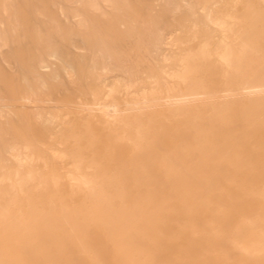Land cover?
<instances>
[{
    "label": "rangeland",
    "instance_id": "1",
    "mask_svg": "<svg viewBox=\"0 0 264 264\" xmlns=\"http://www.w3.org/2000/svg\"><path fill=\"white\" fill-rule=\"evenodd\" d=\"M147 1L129 2L143 15L142 20L149 19L148 14L159 15L163 32L170 42L178 43L168 48L183 60L145 65L143 73L150 79L139 84L150 89V82L158 80L174 86L176 80L168 74L199 67L203 71L200 77L207 80L211 91L207 101H221L226 89L224 76H233L216 55L225 35L218 32L212 37L206 61L198 58V50L208 29H216L213 21L247 19L248 4L259 9L258 0H183L186 8L174 13L164 12L165 0ZM79 6L76 0H13L8 13L21 18V27H11L5 20L1 28L11 38L18 34L19 43L13 47L11 39L6 47L0 42L1 87L9 104L6 118L0 120V206L6 208L3 213L10 220L0 227V235L5 236L0 240V264H264V108L251 114L249 100L234 97L217 113L210 107L200 108L203 112L198 119V103H192L194 115L189 112L168 120L158 116L148 124L146 141L136 143L133 134L121 140V134L106 129L109 120L101 116L96 102L117 101L123 109L132 99L131 90L120 82L114 84V98L108 97V86L114 80L99 81L88 59L80 57L82 49L73 56L72 73L78 80L71 83L62 71V88L48 93L49 109L57 116L53 127L38 125L34 105L13 96L15 83L22 76L32 77L29 66L38 61L33 35L39 32L46 40L56 25L66 31L77 29L73 15L84 13ZM106 11L112 14L110 8ZM2 12L0 0L3 19ZM43 19L49 28L42 24ZM55 41L62 48L61 41ZM75 45L83 47L79 40ZM194 98L198 96L189 99ZM198 131L216 146L217 153L231 151V162L203 166V155L219 156L211 154L209 146L198 147ZM69 134L73 138H68ZM71 154L80 156L79 169L74 167ZM169 159L174 166L191 168L192 174L167 178ZM92 188L101 206L111 208L94 210L97 216L85 220L77 213L89 212L85 208L91 206ZM10 197L15 203H8ZM30 204L41 215L52 212L55 219H65L68 224L64 229L73 239L61 230L48 231L40 220L28 226ZM13 220H19V225ZM76 220L84 223L76 227ZM111 230L128 235L123 245L127 252L112 242ZM251 235L254 241L248 239Z\"/></svg>",
    "mask_w": 264,
    "mask_h": 264
},
{
    "label": "bare ground",
    "instance_id": "2",
    "mask_svg": "<svg viewBox=\"0 0 264 264\" xmlns=\"http://www.w3.org/2000/svg\"><path fill=\"white\" fill-rule=\"evenodd\" d=\"M129 1L130 0H76L78 7L80 8V4L82 6L81 8L84 9H82L84 11L83 14H78L76 11V15H73V19L77 18V29H70L66 31L60 28V26L56 25V27L53 29V32H51L48 36L46 33V40L42 38L43 36L38 31L35 32H38L39 34L36 33L35 35L33 33L34 28L32 29V33L34 34L33 37L35 36L34 40L37 39L35 47L33 42L32 46L35 48V52L38 55V61L34 63L30 60L32 63L29 67L33 73V76H22V78L19 79L17 83H15L16 85L13 86L12 94L13 96H18V101L28 102L30 103L29 105H34V115L35 120L39 123L38 125H44L48 127H53L55 125L57 116L49 109L50 101H48V93L51 91L55 92L59 90V88H62L59 83L60 72L62 71L67 73L68 77H70L68 79L71 80V83H74L78 80H76V75L72 73V70L74 64L73 56H76L74 55V51L79 49L84 51L80 57L83 60L88 59L91 72L97 75L99 81L106 83L111 79L114 80L115 83L108 86L110 89L108 97L114 98L117 92L114 84L118 85L120 82H125L128 87L127 89L131 90L132 99L130 98L131 101L125 102L123 109L117 101L112 100L107 102H96L101 116L109 120L108 124L106 125V129L111 132L121 134L118 137L121 140L126 139L129 134H133L136 143H142V141H146V133L149 130L148 124H152L158 116H163L168 120L170 118L186 116V114H189V112H192V115H194V111H191L192 108H190L192 103H198V119L203 112L200 108L210 107L212 108L213 113H217L220 112V110L225 109V106L232 102L227 101L228 99L234 97H246L247 100H249V108L252 111L251 114H254L253 112H257L261 110V108H264V0H258L257 4L259 9H256L254 6L248 4V12L246 14L247 19H244L240 22L234 20L233 18L224 21H213L212 23L216 25V29H208L205 34L206 40L200 45L198 50V58L201 59V61H206L209 57L207 47L210 45L209 42L212 37L218 32L225 35V41L219 47H217L216 55L229 69H231L233 76H224L226 89L224 90V94L221 96V101H207L210 99L207 96L211 93V91L207 85V80L200 77V73L203 71L199 67L198 69L195 68L185 70L183 73L172 72L171 74H168L171 78L176 80V84L174 86L168 87L167 85H162V83H160L158 80H154L152 83L150 82V89L147 88L146 84H139V82H143L144 79H150L146 73H143V67L145 65L150 66L152 63L158 65L160 63H169L174 61L180 62L183 59H180L179 54L172 53L170 50L171 48H168L169 45L172 47L174 43H177V40L170 42L171 40L161 28L160 21L158 20L159 15L148 14L149 19L144 18L145 20H142L143 15L138 13L136 8H134L135 6L131 5V2ZM149 1L150 0L147 1L148 4L151 2ZM135 2L133 3L136 4L137 2ZM153 2H155V0H153ZM183 2V0H165V6L163 7L164 12L174 13L181 11L183 8H186L184 7ZM1 4L3 6V12L1 14L3 19L0 16V42H3L7 47L8 43L12 39V45L14 47V44L19 43V35L13 34V37L11 38L8 36V32L1 28L2 25H4L5 20L8 21L11 27L16 24L17 27L19 26L20 28L21 18L12 12H10L11 14L8 13V7H13V0H1ZM143 6L145 7V5ZM50 8L52 9V7ZM106 8H110L112 10V14L108 13ZM153 8L154 6L152 9ZM48 10L49 9L47 8V11ZM53 10H55V8ZM53 12L54 11H52V13ZM53 14H55V12ZM69 15L71 16L72 14L70 13ZM55 17L57 20V16ZM38 21H40V19ZM42 24H45L44 19ZM47 27L49 28V26H46V28ZM55 39L61 41L62 48H60L61 46L56 43ZM75 40H79L83 44V47H77L75 45ZM29 41H31V39ZM63 51H66L67 53L64 54ZM18 53L22 54L23 52L18 50ZM186 55L187 57L189 56V54ZM186 55H184V57H186ZM1 84L2 80L0 79V120L6 118V108L9 105L2 93ZM49 84L51 87L48 86ZM71 85L73 86V84H70V86ZM88 86L90 85L88 84ZM164 92L165 95H163ZM195 96H198V98L189 99ZM45 108H48L50 111L46 110L47 112H44ZM87 125L89 124L87 123L86 127H88ZM197 128L198 130H201L199 126ZM90 132L91 131L87 128V133L89 134ZM204 136V133L198 131V147L201 146L202 148H205L209 146V148H211L209 152L211 154L218 155L219 158H209L208 154H205L202 158L203 166L213 163L219 164L226 161L231 162V158H229V153L231 151L217 153L215 149L216 146L214 148V145H212L210 141ZM1 137L0 127V141L2 139ZM67 137L73 138L71 134H69ZM234 155L236 156L235 153ZM79 157V155L76 156L75 154L70 155V158L75 160L74 167L76 169L80 168ZM170 162L171 160L169 159L167 163L169 164L167 167L168 170L165 175L167 178L181 179L186 177L188 174H192L191 168H185L181 165L174 166L170 164ZM199 168L200 165H198V169ZM20 183L22 185V182ZM91 190V206L85 208L89 210V212L77 213V216L81 215L85 218V220L86 218L93 219L95 216H97L96 214L92 213L94 210L111 208V206H101V199L94 198L96 194L95 190H93V188ZM170 190L172 189L170 188ZM13 201L14 200L12 197L8 199V203H15ZM223 209L225 210L226 208ZM27 210V214L31 217V221L27 224L28 226H35L38 223V220H40L42 221V224H44V226L48 229V231H53L56 229L61 230L66 233L65 235L68 239H73L72 234L68 233V231L64 229L68 224L65 219H55V216L52 212H47L41 215L34 204H30ZM5 211L6 208L0 206V227H4L6 223L8 224L10 222V220L6 218L5 214L3 213ZM103 216H110V214H103ZM11 222H14V225H19V220H13ZM83 223L84 222L76 220L73 225L78 227ZM103 223L106 225L121 224L120 222ZM111 231L112 242L120 248L125 249L124 251L127 252L128 250H126V247L123 245L127 240L126 238L128 235H126V233L123 231ZM74 232L78 233V230H74ZM4 238L5 236L0 235V240H3ZM248 239L254 241V239H252V235L248 237ZM238 242L240 244L242 241ZM49 243L53 244L54 240H50Z\"/></svg>",
    "mask_w": 264,
    "mask_h": 264
}]
</instances>
